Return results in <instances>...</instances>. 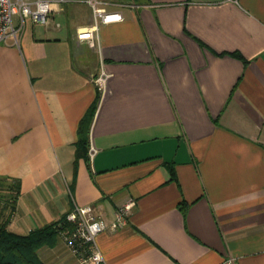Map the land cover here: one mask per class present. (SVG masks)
Masks as SVG:
<instances>
[{
	"label": "crops",
	"instance_id": "obj_1",
	"mask_svg": "<svg viewBox=\"0 0 264 264\" xmlns=\"http://www.w3.org/2000/svg\"><path fill=\"white\" fill-rule=\"evenodd\" d=\"M98 1L123 18L65 0L0 44L8 229L134 201L97 236L103 264H264V0ZM84 118L96 153L75 164ZM38 256L94 264L62 232Z\"/></svg>",
	"mask_w": 264,
	"mask_h": 264
},
{
	"label": "built area",
	"instance_id": "obj_2",
	"mask_svg": "<svg viewBox=\"0 0 264 264\" xmlns=\"http://www.w3.org/2000/svg\"><path fill=\"white\" fill-rule=\"evenodd\" d=\"M65 0H0V44L7 42L10 37L18 41L17 34L23 28L26 18L35 22L48 23L53 11V6ZM96 18L103 23L122 19L121 13L108 12L100 6L98 0H86ZM102 84L105 78L98 79ZM96 149L89 146L88 155L92 159ZM134 206V201H129L120 206L116 218L107 223L100 215L94 212L91 205L76 206L66 215V219L73 225L71 230L62 232L71 250L80 255L85 261L94 264H103L104 257L97 242V236L106 230H114L127 223V217ZM219 264H236L234 257H228Z\"/></svg>",
	"mask_w": 264,
	"mask_h": 264
},
{
	"label": "trees",
	"instance_id": "obj_3",
	"mask_svg": "<svg viewBox=\"0 0 264 264\" xmlns=\"http://www.w3.org/2000/svg\"><path fill=\"white\" fill-rule=\"evenodd\" d=\"M85 119L87 118H84L80 125L75 164L81 158L87 157L88 153L89 127ZM1 178L5 177L0 176V180ZM18 191L19 186L14 183L11 214L6 217L3 209L0 208V264H44L38 256V249L46 244H54L57 235L60 232L71 230L73 225L67 221L66 214L61 221L37 228L26 235L10 231L8 225L16 205Z\"/></svg>",
	"mask_w": 264,
	"mask_h": 264
},
{
	"label": "rangeland",
	"instance_id": "obj_4",
	"mask_svg": "<svg viewBox=\"0 0 264 264\" xmlns=\"http://www.w3.org/2000/svg\"><path fill=\"white\" fill-rule=\"evenodd\" d=\"M0 180V208L3 209L6 217L12 212L11 196L14 182L8 178Z\"/></svg>",
	"mask_w": 264,
	"mask_h": 264
}]
</instances>
